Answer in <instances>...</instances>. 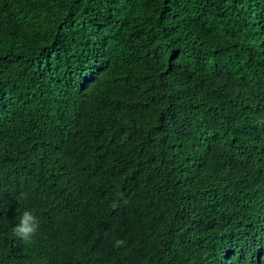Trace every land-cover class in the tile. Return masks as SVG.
<instances>
[{
	"label": "trees",
	"instance_id": "16d2710c",
	"mask_svg": "<svg viewBox=\"0 0 264 264\" xmlns=\"http://www.w3.org/2000/svg\"><path fill=\"white\" fill-rule=\"evenodd\" d=\"M0 264H264V0H0Z\"/></svg>",
	"mask_w": 264,
	"mask_h": 264
},
{
	"label": "clouds",
	"instance_id": "9594fccd",
	"mask_svg": "<svg viewBox=\"0 0 264 264\" xmlns=\"http://www.w3.org/2000/svg\"><path fill=\"white\" fill-rule=\"evenodd\" d=\"M116 204H113L115 207ZM40 227L39 220L32 214L31 211H24L20 214L18 223L13 228L14 234L25 242H30L38 233ZM125 241L116 240L114 246L119 248L125 245Z\"/></svg>",
	"mask_w": 264,
	"mask_h": 264
}]
</instances>
